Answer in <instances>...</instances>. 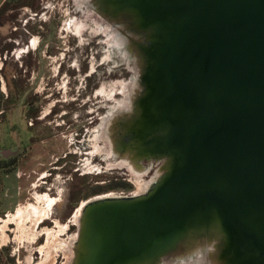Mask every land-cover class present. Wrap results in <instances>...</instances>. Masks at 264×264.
I'll use <instances>...</instances> for the list:
<instances>
[{
	"label": "water",
	"instance_id": "1",
	"mask_svg": "<svg viewBox=\"0 0 264 264\" xmlns=\"http://www.w3.org/2000/svg\"><path fill=\"white\" fill-rule=\"evenodd\" d=\"M99 2L148 43L119 144L164 164L143 196L89 198L73 264H152L204 238L218 264H264V0Z\"/></svg>",
	"mask_w": 264,
	"mask_h": 264
},
{
	"label": "rangeland",
	"instance_id": "2",
	"mask_svg": "<svg viewBox=\"0 0 264 264\" xmlns=\"http://www.w3.org/2000/svg\"><path fill=\"white\" fill-rule=\"evenodd\" d=\"M97 9L76 0H0V165L9 162L0 166V220L26 215L0 229V264H72L80 205L97 195L130 196L162 172L163 158L141 160L136 181L117 165L121 154L93 145L102 116L116 124L143 91L146 40L126 18ZM215 244L196 240L159 264H211Z\"/></svg>",
	"mask_w": 264,
	"mask_h": 264
},
{
	"label": "bare ground",
	"instance_id": "3",
	"mask_svg": "<svg viewBox=\"0 0 264 264\" xmlns=\"http://www.w3.org/2000/svg\"><path fill=\"white\" fill-rule=\"evenodd\" d=\"M77 1V4H80V3H85V4H89V5H92V3H94L97 7L98 5H100L101 7L99 9H97V11L99 13H104L105 16H108L109 18H112V19H120L122 20L123 18H126V19H123V20H126L128 22V27L131 26V21L129 20V17L126 16V13H123V12H119V11H113V10H110L108 9L105 5L101 4L99 2V0H76ZM95 22L96 23H100V20L99 18H95ZM126 25V24H125ZM121 27V26H120ZM131 28L133 30H135L132 26ZM120 29V28H119ZM103 33H105V28L103 29ZM136 31V30H135ZM138 32V31H137ZM142 33V32H140ZM144 34V33H142ZM145 35V34H144ZM145 38H146V35H145ZM147 40H145L144 43H142L143 45H148V43L146 42ZM125 44V43H124ZM123 45V44H122ZM115 48V47H114ZM135 49V47H134ZM140 49V48H139ZM118 51V50H117ZM130 53V52H129ZM136 53H138L136 51ZM140 54H142V51L140 50L139 51ZM132 57V56H131ZM139 65V64H138ZM143 85V84H142ZM133 88V87H132ZM138 90V89H137ZM136 92V91H135ZM139 95V93L137 94ZM136 100V97L135 99H133V102H130V104L128 103L125 107H127V110L128 111V107H130L131 109H133L134 107V104H136L137 102L135 101ZM124 103V102H123ZM125 105V104H124ZM129 108V109H130ZM130 111V110H129ZM122 119H120L119 121H121ZM110 121L111 123H113L114 125L110 124ZM113 118L112 117H103V119L101 120V123L99 125V127L97 129L94 130V136H93V139H94V147L97 148V151L102 153V154H105L107 156H111L113 157L115 154H121V158H120V161L117 163V165L121 166V165H125L127 166V168L129 169V171L132 172L133 175H135L136 177V181L139 180V177H140V174L142 172L141 169L137 168L135 163L141 161V160H150V159H156V160H160L163 158V155H160V154H147V156L145 157H142V158H138V155L140 154L138 151H136L135 149L133 150H130V151H127V150H124L122 149L121 145L119 144L120 142V127L116 128L118 125L117 123L115 124V122H113ZM118 121V123H120ZM117 125V126H116ZM109 126V128H108ZM117 131V132H116ZM98 140H102L103 144L102 145H99L97 144V141ZM107 147L109 149H107ZM114 151V152H113ZM141 166V165H140ZM144 171V169H143ZM162 172H163V169H162ZM162 172H160V170L158 172H156L155 175H158L156 180L153 181V179L150 180V182H143L141 184L138 183V186H137V190L135 192H133L132 194H130V197H140V196H143L145 194H147L148 192L151 191V189L155 186L156 182L158 181V179L161 177L162 175ZM149 181V180H148ZM96 197H103V198H106V199H112V198H121V197H129V195H115V194H106V195H98ZM92 199H89L87 200L86 202L90 201ZM85 202V203H86ZM84 202L80 205V207L78 208V212H77V216H76V223L79 224L80 226V220H81V211H82V207L83 205L85 204ZM26 209V208H25ZM34 209V208H32ZM37 209V207H36ZM39 210V209H38ZM38 210H36L38 212ZM30 211V210H29ZM33 211V210H32ZM27 212V211H25ZM35 212V211H34ZM34 212L33 213V217H34ZM32 213H30L32 215ZM28 214V212L26 213ZM16 215V214H15ZM36 215V214H35ZM19 217V219H26V215H21L17 214V216L15 217H11V218H6L5 220H0L2 221V224L0 225V229L3 228L6 223H8L10 220L12 221H15L17 220ZM17 218V219H16ZM35 218V217H34ZM24 219V220H25ZM32 220V219H31ZM35 219H33L34 221ZM22 221V220H21ZM205 239V238H204ZM77 238H76V242H77ZM56 245L55 246H60L59 244L57 245V241L55 242ZM67 248H68V245H66ZM60 247H62L64 249V246L61 245ZM75 247H76V244H75ZM75 247H74V251H75ZM66 248V247H65ZM178 249L180 250H183V251H187V246L186 244H183L182 246L180 245V247H178ZM62 250V249H61ZM194 250V249H193ZM175 252V251H174ZM168 256V255H167ZM164 257V255H162L161 257L159 256V258L157 259V261L155 263H152V264H159L160 260ZM211 258V264H217L218 262V257H217V252H213L210 256ZM73 259H74V252H73ZM73 259H72V264H73ZM42 264V263H41Z\"/></svg>",
	"mask_w": 264,
	"mask_h": 264
},
{
	"label": "flooded vegetation",
	"instance_id": "4",
	"mask_svg": "<svg viewBox=\"0 0 264 264\" xmlns=\"http://www.w3.org/2000/svg\"><path fill=\"white\" fill-rule=\"evenodd\" d=\"M96 1H97V0H96ZM100 7H101V6L98 5L97 8L99 9ZM78 24H79V26H80V27L83 29V31H84V30H85L84 24H83V23H80V22H78ZM103 32H104V31H103V29H102V33H103ZM103 117H104V116H102L101 120L103 119ZM101 120H100L98 126L95 127V128L93 129V133H92L93 136H94V130L97 129V128L99 127V125H100V123H101ZM93 136H92V137H93ZM92 140H93V144H94V143H95V142H94V139L92 138ZM94 145H95V144H94ZM93 152L96 153V151H93Z\"/></svg>",
	"mask_w": 264,
	"mask_h": 264
},
{
	"label": "trees",
	"instance_id": "5",
	"mask_svg": "<svg viewBox=\"0 0 264 264\" xmlns=\"http://www.w3.org/2000/svg\"><path fill=\"white\" fill-rule=\"evenodd\" d=\"M6 4H7V2H4V3L2 4V9H4V10L6 9ZM4 10H3V11H4ZM1 20H3V19L0 18V26H2V25L4 24V21H1ZM5 163H9V162H8V161H3V162H2V165H0V166H6ZM121 184H124V183L122 182ZM122 186H123V185H122ZM123 187H125V186H123ZM110 188H114V187L111 186ZM121 188H122V187H121Z\"/></svg>",
	"mask_w": 264,
	"mask_h": 264
}]
</instances>
